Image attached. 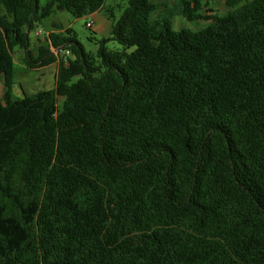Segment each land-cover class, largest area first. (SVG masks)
Masks as SVG:
<instances>
[{"label": "trees", "instance_id": "1", "mask_svg": "<svg viewBox=\"0 0 264 264\" xmlns=\"http://www.w3.org/2000/svg\"><path fill=\"white\" fill-rule=\"evenodd\" d=\"M104 1L0 0V264H264V0H128L94 56L70 28L28 51ZM15 48L73 58L12 101Z\"/></svg>", "mask_w": 264, "mask_h": 264}, {"label": "rangeland", "instance_id": "2", "mask_svg": "<svg viewBox=\"0 0 264 264\" xmlns=\"http://www.w3.org/2000/svg\"><path fill=\"white\" fill-rule=\"evenodd\" d=\"M45 0H40L43 3ZM128 0H105L103 8L99 11V16L107 19V26L101 30L94 32L93 28H87L86 22L91 17L83 16L81 18L72 17L67 11L54 10L49 17L44 19L41 23H35L32 30L29 32V47L28 51L33 57L37 54V47L39 45H46V39L49 33H64L70 28L77 41L82 45L83 49L91 56L95 55L98 40L109 37L111 22L108 19L107 10L113 13L117 19L120 17L123 9L127 6ZM160 2V0H157ZM172 0L168 2L171 6ZM232 9L225 6L224 0H201L200 13L205 16H223L229 13ZM209 23V20H197L194 22L186 21L182 16H174L172 19V28L178 30L180 28H188L198 30ZM58 31V32H54ZM106 48L110 51H121L122 47L114 40L106 43ZM133 48L126 50L131 52ZM51 51L57 56V61L54 64L45 67L27 68L26 67V53L23 50L15 48L13 50V82L12 87L16 86L22 95L32 96L41 91H48L54 88L55 75L57 73L59 64H66L68 58H73L72 55H65L63 51L51 48ZM64 59H66L64 61ZM63 62V63H62ZM13 87V88H14ZM14 90V89H13ZM5 88L0 82V97L3 96ZM62 98H58V105L61 106ZM18 182L15 181V186Z\"/></svg>", "mask_w": 264, "mask_h": 264}, {"label": "crops", "instance_id": "3", "mask_svg": "<svg viewBox=\"0 0 264 264\" xmlns=\"http://www.w3.org/2000/svg\"><path fill=\"white\" fill-rule=\"evenodd\" d=\"M87 16L91 17L89 21H92V23H93L92 28H93L94 32H96L98 30H101V32H102L103 29L107 26V19L103 18L102 16H99V12H94V13L87 15ZM54 32H58V31H54ZM46 42H48L47 39H46ZM0 82L3 83L2 75H0ZM13 87H12V89H10V99L12 101L20 99V98H18V96L22 95V92H19V90L16 88V86L14 88Z\"/></svg>", "mask_w": 264, "mask_h": 264}, {"label": "built area", "instance_id": "4", "mask_svg": "<svg viewBox=\"0 0 264 264\" xmlns=\"http://www.w3.org/2000/svg\"><path fill=\"white\" fill-rule=\"evenodd\" d=\"M92 24H93L92 21H88V22H86V27H87V28H91V27H92ZM60 51H63V50H59V52H60ZM63 52H64L65 55H70L69 50H66V51H63ZM65 60H66V59H64V61H65Z\"/></svg>", "mask_w": 264, "mask_h": 264}]
</instances>
